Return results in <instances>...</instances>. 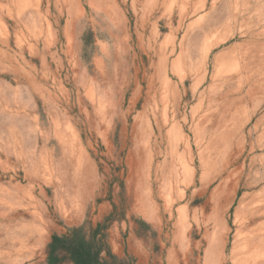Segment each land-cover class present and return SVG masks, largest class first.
I'll use <instances>...</instances> for the list:
<instances>
[{
	"label": "rangeland",
	"instance_id": "rangeland-1",
	"mask_svg": "<svg viewBox=\"0 0 264 264\" xmlns=\"http://www.w3.org/2000/svg\"><path fill=\"white\" fill-rule=\"evenodd\" d=\"M97 225L103 264H264V0H0V264Z\"/></svg>",
	"mask_w": 264,
	"mask_h": 264
},
{
	"label": "trees",
	"instance_id": "trees-1",
	"mask_svg": "<svg viewBox=\"0 0 264 264\" xmlns=\"http://www.w3.org/2000/svg\"><path fill=\"white\" fill-rule=\"evenodd\" d=\"M92 235L93 242L88 243L80 238L82 230H74L71 235H63L62 237L54 236L49 244V252L47 256V264H64L65 261L70 264H103L101 254L102 250L96 249V236L100 234L101 228L99 225L95 227ZM105 257H116L109 249L104 251ZM60 253L63 257L59 256Z\"/></svg>",
	"mask_w": 264,
	"mask_h": 264
}]
</instances>
